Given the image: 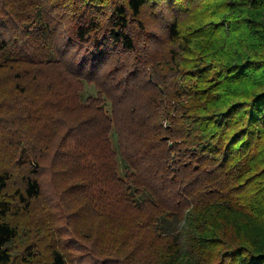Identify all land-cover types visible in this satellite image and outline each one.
<instances>
[{"label":"trees","instance_id":"trees-1","mask_svg":"<svg viewBox=\"0 0 264 264\" xmlns=\"http://www.w3.org/2000/svg\"><path fill=\"white\" fill-rule=\"evenodd\" d=\"M253 35L264 0H0V264H264V84L221 94Z\"/></svg>","mask_w":264,"mask_h":264},{"label":"rangeland","instance_id":"rangeland-1","mask_svg":"<svg viewBox=\"0 0 264 264\" xmlns=\"http://www.w3.org/2000/svg\"><path fill=\"white\" fill-rule=\"evenodd\" d=\"M213 2L215 0H212ZM156 11H159L158 9ZM216 11H218L216 8H211L209 11H207L206 13L202 14V11L200 10L194 17H198L197 19H206L205 21L209 22V21H216L218 20V15L216 18V15H214V13H216ZM202 14V15H201ZM146 18H148V15H146ZM150 27H154L152 26V23L150 24ZM218 33V30H217ZM221 37V36H220ZM219 37V38H220ZM220 41V40H218ZM220 43V42H218ZM222 49H223V54H225L226 56L237 52L239 50L238 48V44L233 41V43H231V40H221V44ZM201 46V45H200ZM216 47H214L213 51L217 49L218 45H215ZM206 47L201 46V48ZM264 45L261 44L260 40H258L254 35H253V39L251 41L250 44H248L244 49H243V54L244 56H251V57H255V55L258 52H262ZM151 48H153L152 50H147V52L152 53L154 52V46L153 44H151ZM209 49H212L210 47H206ZM191 64L187 63V66H185V70L184 73L181 77L184 78H194V75H192L193 70H191ZM231 79H228V81L226 82L225 85V89L222 90L221 94L223 93V95L225 96V98L227 100H229L232 97H242L243 95L249 93L252 89L256 88L257 85L260 84H264V68L261 72H259L258 70H255L254 72H250L248 74V76H242L240 78H237V80H235L234 78L232 79L231 82H229ZM99 92V89L97 88V86L93 83H84V88L80 94V101L85 103L89 97H93L96 96ZM189 98V97H187ZM188 100V99H187ZM167 101V100H166ZM172 104H174V102H171ZM105 108L108 112H111V103L109 100H106L105 102ZM243 110H239L238 113L235 115L234 117V121H232L234 127L235 125H241L242 123V119H243ZM162 125H170V119L169 118H164L161 120ZM235 129V128H234ZM111 141L113 144V148L117 153V162L119 165V172L121 176H124L126 174V170L128 169V165L126 163V161L124 160V158L122 157L120 150H119V145H118V141H117V135L116 132L113 131L112 135H111ZM264 155L262 153V155L259 158H262ZM49 177V176H47ZM46 177V178H47ZM50 180L49 178H47V185L49 184ZM55 217H54V227L56 229V234H57V238H60L61 241L64 243V248L65 251L68 253V255H70L71 257L73 256H79L82 254V250L80 248H78L77 245H75L74 241H73V237L71 236L70 232L68 229H66L65 225V219L63 217V213L61 210V207H56L55 208ZM26 235H21V239H19L16 244H21L23 241H25ZM71 264V263H70Z\"/></svg>","mask_w":264,"mask_h":264}]
</instances>
